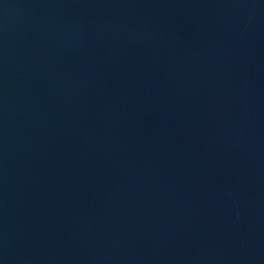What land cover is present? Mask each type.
Here are the masks:
<instances>
[{"label":"water","instance_id":"obj_1","mask_svg":"<svg viewBox=\"0 0 264 264\" xmlns=\"http://www.w3.org/2000/svg\"><path fill=\"white\" fill-rule=\"evenodd\" d=\"M0 264H264V0H0Z\"/></svg>","mask_w":264,"mask_h":264}]
</instances>
